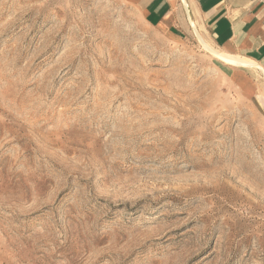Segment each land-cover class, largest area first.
Instances as JSON below:
<instances>
[{
    "label": "rangeland",
    "instance_id": "obj_1",
    "mask_svg": "<svg viewBox=\"0 0 264 264\" xmlns=\"http://www.w3.org/2000/svg\"><path fill=\"white\" fill-rule=\"evenodd\" d=\"M0 264H264V74L123 0H0Z\"/></svg>",
    "mask_w": 264,
    "mask_h": 264
},
{
    "label": "crops",
    "instance_id": "obj_2",
    "mask_svg": "<svg viewBox=\"0 0 264 264\" xmlns=\"http://www.w3.org/2000/svg\"><path fill=\"white\" fill-rule=\"evenodd\" d=\"M123 1L173 41L199 35L216 51L244 57L264 70V0Z\"/></svg>",
    "mask_w": 264,
    "mask_h": 264
},
{
    "label": "bare ground",
    "instance_id": "obj_3",
    "mask_svg": "<svg viewBox=\"0 0 264 264\" xmlns=\"http://www.w3.org/2000/svg\"><path fill=\"white\" fill-rule=\"evenodd\" d=\"M200 44L202 45V47L209 52L210 54H212L215 58L220 59L222 62L224 63H228L231 64L235 67H254V68H258L263 74H264V70L257 66L255 63L249 62L247 60L243 58H240L239 56H232L229 54H224V53H220L216 50H214L212 47H210L203 39L202 37H200L199 35L197 36Z\"/></svg>",
    "mask_w": 264,
    "mask_h": 264
},
{
    "label": "water",
    "instance_id": "obj_4",
    "mask_svg": "<svg viewBox=\"0 0 264 264\" xmlns=\"http://www.w3.org/2000/svg\"><path fill=\"white\" fill-rule=\"evenodd\" d=\"M220 60V59H219Z\"/></svg>",
    "mask_w": 264,
    "mask_h": 264
}]
</instances>
